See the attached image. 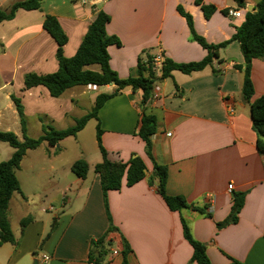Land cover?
Returning a JSON list of instances; mask_svg holds the SVG:
<instances>
[{
	"label": "crops",
	"instance_id": "obj_1",
	"mask_svg": "<svg viewBox=\"0 0 264 264\" xmlns=\"http://www.w3.org/2000/svg\"><path fill=\"white\" fill-rule=\"evenodd\" d=\"M203 1L217 7L210 19L195 0H105L99 4L45 0L40 10H19L13 20L0 25V91L6 90L11 116L20 122L14 96L20 100L26 119L42 121L41 130L45 124L63 130L92 110L98 94L116 90L114 85L101 86L97 91L78 86L55 98L44 86L25 88L26 74H50L59 67L57 43L43 27L46 16L58 19L68 36L63 54L71 58L99 11L109 14L107 33L122 43L109 47L110 65L121 78H128L136 75L143 51L151 50V56L162 53L176 63L198 62L207 56V50L190 41L187 21L177 11L179 5L193 16L196 31L208 43L218 45L233 37L246 12L232 18L222 11L241 9L234 0ZM257 1L247 0L246 5L255 6ZM5 2L0 0V8L9 11L14 3L4 8L1 5ZM242 65L240 44L233 42L220 51L212 66L189 75L173 72L155 87L146 106H142L141 90H120L99 112L102 145L113 162L141 156L148 170L145 179L132 187L109 191L107 211L100 176L95 171L92 174L102 154L97 141L98 121L90 120L95 124L100 156L93 163L84 156L76 159L84 157L89 164L86 178L73 173L76 160L69 169L52 163L39 171L30 166V180L41 181L50 190L58 186L54 201L65 214L51 229L42 216L52 212L51 207L41 208L37 214L23 216L20 224L27 217H32V222L16 232L10 219L12 203L20 194L15 193L9 219L16 243L0 247V264H94L89 260L91 242L107 233L110 219L117 230L109 236L112 243L105 248L104 264H122L123 240L132 250L127 257L130 264H196L191 262L193 247L184 236L181 217L194 239L206 246L212 264H231L232 260L264 264V154L257 147L250 105L243 99V72L236 68ZM251 78L253 99L263 96L264 59L254 60ZM143 111L157 119L153 157L167 167V195L187 200L189 207L181 213L169 209L157 191V181L151 184L153 162L145 152V143L135 135ZM6 118L0 110V130ZM85 129L53 148L78 139ZM236 193H245L243 208L235 222L218 228L230 218Z\"/></svg>",
	"mask_w": 264,
	"mask_h": 264
},
{
	"label": "trees",
	"instance_id": "obj_2",
	"mask_svg": "<svg viewBox=\"0 0 264 264\" xmlns=\"http://www.w3.org/2000/svg\"><path fill=\"white\" fill-rule=\"evenodd\" d=\"M44 1L21 0L14 3L9 11L0 8V25L3 22L13 20L19 10H40ZM234 1L238 8H247V0ZM195 3L201 7L206 19H210L217 11V7L205 4L203 0H195ZM254 8L255 11L246 12L244 23L237 29L230 40L214 45L208 43L196 31L193 16L179 5L177 11L187 21L190 30V41L198 43L207 50V56L201 61L190 63H176L172 59L165 58L160 71L157 72L152 65L153 56L147 54V58L144 59L141 55L146 51H143L138 58L136 75L128 78H121L110 65L109 47L113 45L122 46V43L117 36H110L107 33V25L111 21L109 14L103 10L99 11L96 19L89 26L76 54L71 58H66L63 54V48L68 42V36L58 19L54 16H46L43 27L57 43L56 57L59 67L56 72L50 74H26L24 77L25 88L30 89L44 86L50 95L55 98L61 97L66 91L78 86L114 85L116 86V90L110 94H98L92 110L83 117L76 119L75 124L71 127L58 130L51 125H43L42 135L38 138H31L27 135V119L24 115L23 107L20 100L12 96L19 114L23 140L19 139L14 132L0 130V142H5L15 149L9 160L0 163V247L6 243H16L9 219V206L13 195L15 193H22L17 172L21 168L22 161L28 151L37 150L44 142L53 147L66 138L76 137L90 120L96 119L98 121L97 141L102 154V161L95 165L94 171L100 176L105 206L107 211H109L107 202L108 192L119 191L124 186H134L145 179L148 170L144 159L139 155H133L127 162H113L108 159L107 151L103 147L101 140L102 130L99 122L101 108L108 100L117 96L120 90L127 87H131L133 91L141 90L143 94L142 106H146L153 97L155 87L165 79L172 77L173 72L178 71L189 75L202 71L212 66L213 60L219 58L220 51L227 48L233 42L240 44L244 57V65L236 68L243 72V99L250 105L253 128L258 135L257 147L264 154V95L253 99L254 84L251 78L254 60L264 59V0H258ZM222 13L228 16L229 10H223ZM156 132V117L143 111L135 135L145 143V152L153 162V176L150 177L151 184L152 181H157V191L169 209L173 212L181 213L183 209L189 207L187 200L181 196L167 195V167L158 164L153 157L152 137ZM72 171L77 177L84 179L89 173V164L84 158H80L72 165ZM233 199L230 218L218 224V228L236 221L245 202V193H236ZM207 216L211 217V214L208 213ZM110 221L111 225L107 233L100 239L91 242L89 260L94 264L105 263V254H107L105 248L112 243V239L109 236L117 230L112 224L111 219ZM181 221L184 236L193 247L191 262L196 264H212L208 257L206 246L194 239L190 227L183 217H181ZM30 222H32V217L23 219L21 221V228H25ZM131 252L132 250L128 242L123 240V249L121 251L122 264H130L127 257ZM231 264L242 263L232 260Z\"/></svg>",
	"mask_w": 264,
	"mask_h": 264
},
{
	"label": "rangeland",
	"instance_id": "obj_3",
	"mask_svg": "<svg viewBox=\"0 0 264 264\" xmlns=\"http://www.w3.org/2000/svg\"><path fill=\"white\" fill-rule=\"evenodd\" d=\"M2 1L3 0H1V2ZM17 1L19 0H6L4 4L1 3V6L9 8L11 4ZM1 50L2 46H0V51ZM150 52L152 51L148 50L144 54L141 53L142 58H147V54ZM6 101L8 102L10 100L6 98V90H2L0 91V110L7 115L6 121L2 123V128L4 129H2V131H15L17 133H14L17 136L19 134V139L23 140L19 119H14V117L11 116L9 109L6 107ZM41 123L42 121L37 117L27 119V135L31 138H38L41 136ZM7 128H9V130H6ZM14 150L15 149L9 144L0 142V163L9 160ZM79 156L86 157L91 163L95 161L96 156H100L96 143L94 122L91 124L89 121L86 125V129L78 136V139H70L68 142L63 143L60 149H55L44 142L37 150L29 152L28 156L24 159L22 172H18V178L23 187V194H16V200H14L10 208V219L12 227L16 232L21 228L20 220L23 216L30 213L37 214L41 208H54L52 212L47 211L42 213V216L48 221L51 229L56 226L58 217H61L66 212L60 207L57 201H54L58 186L54 188L51 187L52 189L50 190L49 185H43L41 181L35 179L30 180L28 177L29 175L32 176L30 174V166L35 165L39 171L40 167L44 164L52 163L58 166H68L69 169L70 164ZM93 173L94 170L92 169V174ZM24 197H26V199Z\"/></svg>",
	"mask_w": 264,
	"mask_h": 264
},
{
	"label": "built area",
	"instance_id": "obj_4",
	"mask_svg": "<svg viewBox=\"0 0 264 264\" xmlns=\"http://www.w3.org/2000/svg\"><path fill=\"white\" fill-rule=\"evenodd\" d=\"M78 2H81V3H86V2H89V3H92V4H99L101 2H104L105 0H77ZM245 11L247 12L248 10L247 9H230L229 10V13H228V16L229 17H232V18H240L242 16V12ZM165 58L164 56L162 55V53H159L155 56H153V60H152V65L154 67V69L158 72L160 71L162 65H163V62H164ZM90 90H93V91H97L99 90V88L101 86H97V85H89L88 86ZM170 136V134H169ZM232 189H230L231 191ZM51 211L54 210L53 207L50 208ZM46 260L48 259L47 256L44 257Z\"/></svg>",
	"mask_w": 264,
	"mask_h": 264
},
{
	"label": "water",
	"instance_id": "obj_5",
	"mask_svg": "<svg viewBox=\"0 0 264 264\" xmlns=\"http://www.w3.org/2000/svg\"><path fill=\"white\" fill-rule=\"evenodd\" d=\"M248 11H255V8H254V6L253 5H249V6H247V8H246ZM155 175V174H154Z\"/></svg>",
	"mask_w": 264,
	"mask_h": 264
}]
</instances>
